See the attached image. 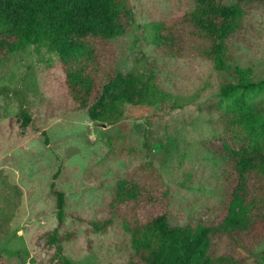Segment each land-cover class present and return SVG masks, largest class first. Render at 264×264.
<instances>
[{"label": "rangeland", "instance_id": "rangeland-1", "mask_svg": "<svg viewBox=\"0 0 264 264\" xmlns=\"http://www.w3.org/2000/svg\"><path fill=\"white\" fill-rule=\"evenodd\" d=\"M128 3L127 32L102 53L105 67L130 76L113 89L127 100H109L107 119L91 120L76 107L48 49L0 58L1 263L60 264L51 239L58 225L55 189L65 193L59 232L71 236L62 249L72 264H139L126 229L133 211L119 205L115 192L134 172L147 183L140 171L148 166L158 175L172 224L191 234L204 226L220 230L211 236L214 264H264V181L248 178L228 202L235 186L224 157L237 149L217 109L224 75L194 50L173 54L153 44V24L192 11L194 0ZM238 39L232 64L264 80V8L249 11ZM229 206L238 226L228 220ZM105 218L111 227L93 232L88 222Z\"/></svg>", "mask_w": 264, "mask_h": 264}, {"label": "trees", "instance_id": "trees-1", "mask_svg": "<svg viewBox=\"0 0 264 264\" xmlns=\"http://www.w3.org/2000/svg\"><path fill=\"white\" fill-rule=\"evenodd\" d=\"M254 8H264V0H194L192 11L152 26L157 48L173 54L194 50L225 77L217 109L224 117V135L237 149L224 157L235 186L228 196L230 204L248 178L264 181V98L249 99L264 93V80H252L250 71L232 64L230 52ZM129 18L128 0H0V58L28 47L48 49L59 61L64 85L76 107L91 120L107 119L109 100L112 105L127 100L114 95L113 89L126 86L130 76L105 67L102 53L106 44L125 35ZM141 169L147 183L136 179L139 174L134 172L115 192L119 205L133 211L126 222L132 257L139 264H214L209 252L211 236L220 230L204 226L191 234L172 224L165 196L157 189L158 175L148 166ZM53 194L58 225L51 239L62 254L60 264H72L62 249L71 236L59 232L65 221V193L54 189ZM260 203L264 222V192ZM228 214V220L238 226L239 222L230 218V206ZM88 224L100 233L107 231L113 220H90ZM252 224L249 221L247 226ZM261 255L264 260V250Z\"/></svg>", "mask_w": 264, "mask_h": 264}]
</instances>
